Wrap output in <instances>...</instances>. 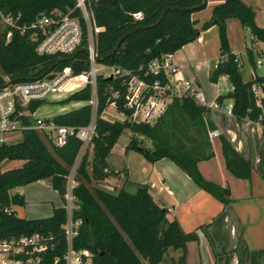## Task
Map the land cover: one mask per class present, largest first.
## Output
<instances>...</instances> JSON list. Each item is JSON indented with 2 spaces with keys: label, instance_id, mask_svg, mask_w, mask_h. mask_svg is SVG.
<instances>
[{
  "label": "trees",
  "instance_id": "16d2710c",
  "mask_svg": "<svg viewBox=\"0 0 264 264\" xmlns=\"http://www.w3.org/2000/svg\"><path fill=\"white\" fill-rule=\"evenodd\" d=\"M75 5L76 0H0V11L19 14L21 23H29L39 14L54 9L66 11L73 8L72 15L79 18L84 30L82 45L73 54L40 55L25 34L13 31L7 40L4 27L0 30V86L5 83V78L11 83L22 82L65 66H70L73 73L88 67L85 24ZM205 5V0H89L95 24L101 27L94 39L97 61L136 70L165 53H174L198 37L199 29L195 27L191 13ZM137 12L141 13L140 18L133 16ZM232 17L249 31L252 42L264 43V27L257 25L250 5L243 0L216 3L209 20L201 26L202 29L217 26L218 58H222L217 67L210 70L208 78L210 82L217 83L221 76H225L232 87L230 91L218 94L216 103L229 99L232 102L231 113L236 119L246 118L264 126V95L257 105L251 92L254 81L264 86V74L256 75L254 80H242L240 56L229 50L226 38V20ZM252 51L247 46L244 52L255 66ZM121 78L99 76L97 80L96 133L92 138L90 155L85 153L82 157L75 176L77 186L74 192L80 205L76 215L82 218L75 247L88 248L96 264H144L143 261L159 264L168 247L179 248L182 253L177 262L182 263L186 257V244L196 239V232L183 231L175 218H169L167 209L154 201L146 184L138 183L136 190L129 192L124 186L110 191L96 183L108 174L105 169H108L106 157L110 149L121 132L129 129L131 136L127 147L141 152L149 162L161 158L171 160L200 189L224 201L228 191L203 178L197 166L199 161L213 155L207 136V130L213 126L205 118L209 107L185 95L174 97L153 124L103 119L99 114L112 99L104 87L111 85L122 93ZM89 98L90 88L87 86L71 93L66 100L87 101ZM116 101L120 106L121 96ZM43 102H33L30 111L34 112ZM170 111L174 117L168 131L164 124ZM90 115L91 107L85 104L53 119L59 124L80 126L88 122ZM24 123L28 124L30 120L24 118ZM137 133L148 137L153 148L138 147ZM219 140L226 168L234 176L248 179L251 162L235 150L225 136L219 135ZM80 147L81 141L74 136L55 145L31 128L23 130L18 141L0 144V162L4 159L23 161L20 166L0 171V238L35 231L60 235V226L65 220L62 206L54 207L47 217L34 219L18 218L14 216V210L8 213L4 209L25 204L22 194L11 193L13 188L45 178L50 179L52 188L62 199L65 177ZM124 178L126 181V174Z\"/></svg>",
  "mask_w": 264,
  "mask_h": 264
},
{
  "label": "built area",
  "instance_id": "2783aa9c",
  "mask_svg": "<svg viewBox=\"0 0 264 264\" xmlns=\"http://www.w3.org/2000/svg\"><path fill=\"white\" fill-rule=\"evenodd\" d=\"M75 8L80 10L85 24L88 67L79 73H73L70 66H65L22 82L11 83L5 78V83L0 86V144L18 141L22 131L28 128L36 130L55 145L71 136L81 141L79 153L65 177L61 205L65 210V220L60 226V235L35 231L1 237L0 264H96L93 253L88 248L75 247V238L79 234L82 218L76 215L80 205L74 190L77 186V158L81 152L90 155L92 138L96 133L99 76L110 79L123 77L120 80L122 93L111 85L104 87L105 92H110L112 99L107 101L99 116L109 121L153 124L174 97L185 95L192 96L200 104L209 107L197 85L181 76L173 52L165 53L146 65H140L136 70L99 63L94 39L101 27L95 24L89 9V0H76ZM72 12L73 8L66 11L54 9L49 13L39 14L29 23H21L19 14H3L0 11V19L6 28L7 40L13 31H17L27 36L40 55H71L81 47L84 34L79 18L72 15ZM133 16L140 18L141 13H134ZM221 60L222 58L217 56L213 68H216ZM236 60L239 61V58ZM256 64H261L260 60H257ZM250 76L254 80L256 74L251 72ZM87 86L90 88L87 104L91 107V115L86 124L73 126L59 124L53 118H32L30 105L33 102L45 101L49 95L55 93L71 94ZM231 89V86L226 87L225 92ZM263 90L262 84L255 81L251 84V92L257 105H260V99L264 95ZM119 96L122 98L120 106L116 101ZM211 105L214 108L219 106L216 102ZM231 107L232 103L225 107L227 114H232ZM24 118H28L30 123H24ZM207 136L211 140L218 137L219 132L208 129ZM109 182L111 183L100 182V187L114 190L117 184ZM4 210L8 213L13 211L11 208Z\"/></svg>",
  "mask_w": 264,
  "mask_h": 264
},
{
  "label": "crops",
  "instance_id": "0c3cea01",
  "mask_svg": "<svg viewBox=\"0 0 264 264\" xmlns=\"http://www.w3.org/2000/svg\"><path fill=\"white\" fill-rule=\"evenodd\" d=\"M221 1L223 0H206L210 10ZM243 1L253 8L257 25L264 27V19L259 18L254 3L256 0ZM210 13L211 11L205 15L199 11L191 13L195 27L209 18ZM230 20H226L228 27ZM212 29H199L198 37L194 41L174 52V59L181 76L194 82L203 92L209 109L222 113V119L209 115L206 119L219 135L225 136L235 150L251 162V175L248 179L239 178L226 168L219 136L209 140L212 157L199 161L197 166L203 178L228 191L224 201H219L200 189L171 160L161 158L155 162L148 161L151 165L149 175L141 184L148 186L154 201L167 209L168 217L175 218L183 231L196 232V239L186 244L184 262H177L182 253L181 249L168 247L159 264H264V126L246 118L238 120L232 114H227L225 107L232 103L229 99L224 100L217 108L212 107L219 90L218 82L209 81V68L206 84L209 83L214 89L209 91L207 88L210 85H206V89L200 88V69L204 65L208 67L209 62L214 63L218 56L219 44L217 46L216 43L213 47L210 39L213 37L214 41L217 40L215 32L211 36ZM256 42L259 41L254 43ZM257 49L263 52L262 47ZM5 160L7 159L0 162V166ZM106 161L111 169L120 171L119 175L123 179L125 174L127 178V173L123 172L125 167L116 163L110 153ZM17 166L20 165L0 167V171ZM122 183L124 186V180ZM22 195L25 197V193ZM10 208L14 210V205ZM143 263L149 264L146 261Z\"/></svg>",
  "mask_w": 264,
  "mask_h": 264
},
{
  "label": "rangeland",
  "instance_id": "374dc122",
  "mask_svg": "<svg viewBox=\"0 0 264 264\" xmlns=\"http://www.w3.org/2000/svg\"><path fill=\"white\" fill-rule=\"evenodd\" d=\"M206 1V0H205ZM255 6L259 15L260 19H264V0H256ZM210 12L209 4H207L203 9L199 10V12H202V15H205L207 12ZM211 14V13H210ZM210 18V16H209ZM209 18L204 20L200 23V26L198 29L206 30L213 28V32L211 33V36L215 32L216 41H214V38L211 37V43L212 46H217L219 44V36H218V29L216 25H211L207 28L202 29L201 26L204 22L208 21ZM229 21L230 27L226 25V38L229 46V50L232 53H239L240 61H239V72L241 74V78L244 81L250 80L251 76L250 73L254 72L256 75L261 76L264 74V44H261L260 42H252L251 35L249 31L244 28L239 20L237 18H230ZM4 28V25L0 19V30ZM210 34V33H208ZM248 45V47H251L253 49V60L255 62V66L251 64V62L248 59V55L244 52L245 46ZM262 47L263 52L258 50L257 48ZM260 60L261 64H256V61ZM213 68V62H209V66L206 67L205 65L200 69L199 75H198V81L201 82L200 88H207L206 85H210L209 83L206 84V74L207 69ZM194 81V80H193ZM216 86V85H215ZM230 87V82L226 78H220L217 84V88L222 93H225V88ZM209 91H213V86L210 85L209 88H207ZM70 93H55L51 94L47 97V99L39 106L37 109L33 112L32 118H53L54 116L79 108L85 104H87L86 100H66ZM216 102V101H215ZM216 119H222L224 118L222 116V113L220 111H217L215 109H208L206 116ZM174 114L170 111L165 119L166 122L164 124L165 130H170L171 122L173 120ZM190 132H192L190 130ZM131 136V132L129 129H124L119 137L117 138L116 142L110 149V154L112 155L113 160L121 164L125 167L124 171L127 173V180L125 181V178L121 177L120 171L111 169L108 166V174L105 175L103 178L97 181V185H101L103 181H111L113 184H117L116 190L121 188V184L124 182V188L125 190L129 192H134L136 190L137 184L142 183L143 181H146L149 171H150V163L144 159L141 152L129 148L128 141ZM136 141L137 146L141 148H148L152 149L153 146L151 144V141L148 137L145 135H141L140 133H137L136 135ZM84 152H81L77 158L76 164L79 165L82 157L84 156ZM22 161L20 160H5V163H3L0 167L5 166H15V165H21ZM76 176V174H75ZM50 179L45 178L38 182H33L28 185L24 186H17L11 190V193L14 194H23L25 193V204L24 206H18L14 205V216L18 218H26V219H34V218H41L46 217L45 215H49L52 213V210L54 207H58L62 205V199L60 198L59 194L56 190L52 188V186L49 184ZM109 182V184H111ZM105 185V183H103Z\"/></svg>",
  "mask_w": 264,
  "mask_h": 264
},
{
  "label": "water",
  "instance_id": "95a60500",
  "mask_svg": "<svg viewBox=\"0 0 264 264\" xmlns=\"http://www.w3.org/2000/svg\"><path fill=\"white\" fill-rule=\"evenodd\" d=\"M263 93H264V90H263Z\"/></svg>",
  "mask_w": 264,
  "mask_h": 264
}]
</instances>
